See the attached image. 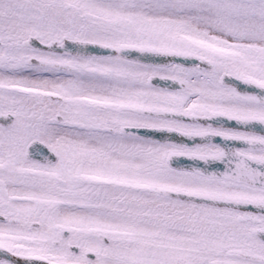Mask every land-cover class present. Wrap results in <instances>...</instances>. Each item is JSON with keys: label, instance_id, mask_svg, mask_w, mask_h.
Masks as SVG:
<instances>
[{"label": "snow or ice", "instance_id": "1", "mask_svg": "<svg viewBox=\"0 0 264 264\" xmlns=\"http://www.w3.org/2000/svg\"><path fill=\"white\" fill-rule=\"evenodd\" d=\"M0 264H264V0H0Z\"/></svg>", "mask_w": 264, "mask_h": 264}]
</instances>
